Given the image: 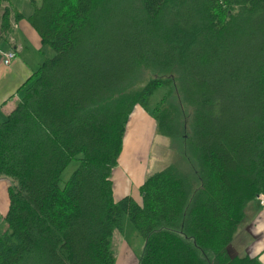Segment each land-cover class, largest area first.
<instances>
[{"label": "trees", "instance_id": "16d2710c", "mask_svg": "<svg viewBox=\"0 0 264 264\" xmlns=\"http://www.w3.org/2000/svg\"><path fill=\"white\" fill-rule=\"evenodd\" d=\"M27 2L14 17L53 55L0 122V264H114L124 217L138 264H260L228 247L264 198V0ZM135 108L176 155L139 203L114 200L111 181Z\"/></svg>", "mask_w": 264, "mask_h": 264}, {"label": "crops", "instance_id": "0c3cea01", "mask_svg": "<svg viewBox=\"0 0 264 264\" xmlns=\"http://www.w3.org/2000/svg\"><path fill=\"white\" fill-rule=\"evenodd\" d=\"M27 6L28 8H26ZM2 7L8 9L9 14L8 29L0 36V44L3 42L5 45H2L0 52L13 51L15 56L7 66L0 63V120L4 119L15 108L21 94L17 90L41 63L40 55L43 54L35 32L24 19H15L14 17V10L23 16H27L30 13L28 2L27 5L23 4L21 9L11 3L10 0L9 3H4ZM137 119L147 120L143 111L139 108L133 110L126 124L117 165L111 173L114 200L129 196L133 201L139 203L138 188L143 181L141 177L142 171L139 166L131 165L128 162V158L124 156L128 152L129 154L132 153L130 138L133 134L138 133L140 123H137ZM126 170L129 175L130 187H125L124 184H121L124 178L123 173ZM114 173L116 174L115 180L112 179ZM117 178L121 182L117 181ZM2 182L3 180L0 179V192H2V186H4ZM246 216L249 217V220L246 223L247 225L245 224L246 226H244L245 236L243 238L245 241L241 243V239H238L237 233H235L228 247L229 254L238 256L239 253H243L249 257L257 258L260 264H264V211L253 201L246 208ZM117 250L116 258H118V255L122 258L127 257L123 243L120 241H118Z\"/></svg>", "mask_w": 264, "mask_h": 264}, {"label": "rangeland", "instance_id": "374dc122", "mask_svg": "<svg viewBox=\"0 0 264 264\" xmlns=\"http://www.w3.org/2000/svg\"><path fill=\"white\" fill-rule=\"evenodd\" d=\"M10 2L15 4L20 9L22 8L23 4L27 5V0H10ZM26 8H28V6ZM2 45H4L3 42H1L0 44V49ZM42 51L43 54L40 55L41 61L44 58H51L53 55L52 51L48 47H43ZM2 53L4 52H0V54ZM149 109H151L150 106ZM149 109L148 111L150 112ZM143 114L145 115L147 120H141V119L136 120L137 123H140L138 127V133L133 134L132 137L130 138L131 140L130 146L132 148V153L129 154L128 152L127 154H124V156L128 158V162L131 165L134 164L136 165V167L138 166L140 167L142 171V175H141L142 180H144L150 174L163 169L165 166L173 162L176 156L175 153L172 152L170 148L169 140L162 138L156 134L154 121L152 120L150 114L146 111H143ZM2 120H0V122ZM76 167H77V161L75 160L71 161L66 166V168L63 170L59 178L60 187H62L63 183L67 180L69 175L75 170ZM123 177L124 178L122 179L123 180L122 182L119 181L118 178L117 181L121 182V184H124L125 187L126 186L130 187V182H129L130 180H128L129 175L127 173V170L126 172L123 173ZM115 178H116V174L114 173L112 179L115 180ZM2 180H3L2 185L4 186H2L3 190L2 192H0V233H2L5 230L3 216L6 212V189L7 186L11 184L8 179H2ZM248 220L249 217L246 216L243 222L240 223L236 231L238 236L237 238L241 239L240 241L241 243L245 241L243 238L245 236L244 226L247 225L246 223H248ZM118 241L123 243V247L125 248V254L127 256L126 258H122L121 256L119 257V255L118 258H116V255L118 253L117 252ZM111 246L114 254V264H123V263L138 264L139 259L141 258L144 250V242L134 231V229L129 224L126 217H124L121 221L120 231L119 232L115 231L113 233L111 239ZM243 255L245 254L239 253L238 256H243Z\"/></svg>", "mask_w": 264, "mask_h": 264}, {"label": "built area", "instance_id": "2783aa9c", "mask_svg": "<svg viewBox=\"0 0 264 264\" xmlns=\"http://www.w3.org/2000/svg\"><path fill=\"white\" fill-rule=\"evenodd\" d=\"M14 52L13 51H7L2 54H0V62L2 65L7 66L10 61L14 58ZM257 204L260 207L262 211H264V198L262 196H258L256 198Z\"/></svg>", "mask_w": 264, "mask_h": 264}]
</instances>
